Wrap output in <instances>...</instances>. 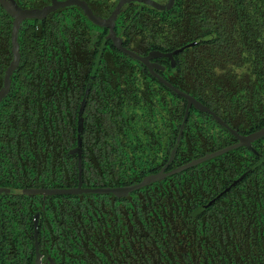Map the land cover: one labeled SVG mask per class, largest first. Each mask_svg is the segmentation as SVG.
Here are the masks:
<instances>
[{"label": "trees", "instance_id": "trees-1", "mask_svg": "<svg viewBox=\"0 0 264 264\" xmlns=\"http://www.w3.org/2000/svg\"><path fill=\"white\" fill-rule=\"evenodd\" d=\"M176 10L178 12L169 14L135 15L133 22H128L119 32L120 36L126 30L132 38V41H124V47L144 55L152 49L173 50L192 42L185 39H197L196 48L188 51L195 52L193 60L199 59L200 64L193 70L181 69L182 78L196 84L200 91L195 90L196 99L211 102L215 111L228 122L232 119H228L224 111L247 109L245 104L250 100L258 105L251 102L253 107H248L246 124L264 116V0H180ZM3 14L0 11V55H4L0 63L5 62L8 66L12 57L10 27ZM79 19L63 13L53 17L48 25L38 26L34 32L33 28H23L19 39L21 64L0 108V188L19 189L21 185L18 186L17 179L23 177L25 164L30 168V159L36 163L40 177L47 176L43 173L53 176V181L46 180L53 187L75 181L76 163L68 150L76 143L77 112L94 66L99 46L95 47V44H100L102 38L99 43L89 41L88 28ZM178 21L179 31L176 29ZM209 66L215 68L211 80L202 71ZM223 68L243 70L244 79L239 76L235 80L232 74L217 76L216 70ZM1 78L2 65L0 87ZM176 81L173 79L171 83L181 87ZM207 83L214 87H207ZM197 84L203 87L197 88ZM190 91L184 90L186 93ZM184 104V100L152 78L142 64L117 51L108 42L83 112V176L86 186L96 188L111 178L117 180L116 185L130 184L158 172L168 162L175 145ZM189 115L192 118L185 129L188 137L183 138L180 153L172 166L201 156L186 153V149L194 145L202 147L204 142L216 145L224 139L223 132L211 125L208 118H193L196 112L192 110ZM216 161L220 163L212 167L204 165L201 171H188L170 180L185 175L200 180L198 198L203 200L217 196L234 175L249 172L220 200L228 205V211L236 209L239 218L217 226L240 229L246 237V244H253L251 248L258 252L254 264H264V166L247 151L230 152L213 163ZM114 172L119 175L110 177ZM84 198L82 209L88 219H94L100 209H119L112 208L113 204L108 199L106 203L99 195ZM37 200L17 195L0 196L3 223L0 264H29L31 226L26 234L21 232L20 225H25L31 217L29 210L35 207V202L54 213L61 204L65 210L72 209L79 197H59L44 203ZM222 210H215L216 215L221 216ZM201 211L199 208L197 218L204 221L207 211ZM167 218L170 220L169 215ZM173 219L167 221L173 223ZM94 231L92 226L85 230V245L71 232L65 233L68 237L64 236V242L68 244L63 247L70 263L97 264L100 261L93 244ZM214 245H217L216 239Z\"/></svg>", "mask_w": 264, "mask_h": 264}, {"label": "flooded vegetation", "instance_id": "flooded-vegetation-1", "mask_svg": "<svg viewBox=\"0 0 264 264\" xmlns=\"http://www.w3.org/2000/svg\"><path fill=\"white\" fill-rule=\"evenodd\" d=\"M14 1L22 10L39 11L51 5L53 0H14ZM55 1H67V0H55ZM78 1L86 3L87 6L92 11L93 15L103 20H107L110 17L112 11L116 8L119 2V0H78ZM179 2L180 0H173L171 6L166 10H159L153 7L152 3L161 7H165L168 5V0H139V1L133 0L127 2L119 10L113 27L116 36L122 40V46L124 47L123 45L124 41L126 40L132 41V38L129 36V34H127L126 30L122 31L120 36H119V32L121 28L127 26L128 22L131 23L133 22L135 15L142 16L145 14H166V13L169 14L172 12L175 13L178 12V10H176V7L179 4ZM0 11H2L5 14V18L8 20L6 24H9L11 30L13 19L1 5H0ZM63 13L66 15L69 14L80 18L79 20H81V23L85 24L84 26L86 27V29L88 28L87 30L88 34L90 33L89 41L93 43L96 42L99 43L100 40L99 38H101L102 36L100 40V44L97 45L95 44V47L99 45L97 47V54H98L101 43L108 34V30L106 28H102L94 25L92 22L88 20V18L85 16L83 11L76 6H69L66 8L57 9L56 11L47 15L42 20H35V19L24 20L20 25L18 42L20 36L22 35L23 28H28V27L33 28V32H34L38 26L48 25L53 17H56ZM178 25H179V21L176 25L177 27L175 26L177 31H179ZM1 37L2 36L0 34V41H1ZM185 41H192V42H188L173 50L163 51L159 49H152L149 50L147 53H144V55H140V56H146L152 51H158L163 54H169L188 45L189 47H186L183 51L173 55L174 66L171 65V61L168 58H158L152 60L153 63L161 67V70H156V73L159 76H161L165 81H167L170 85H172L173 88L181 91L184 94L189 95L197 102L202 104L204 107L208 108L213 113H215V115L219 117L227 125L229 129L224 128L221 124L216 122L215 119L210 114L199 112L195 110L193 107H191L189 109V113L187 115V119L184 124L183 132L180 138V142L176 149L174 160L177 156V153L180 150V145L183 138L188 137V135L185 133L186 132L185 129H186V125L188 124V120L192 118V116L189 115L191 110L196 112V116H194L193 118L196 117H198L199 119L208 118L210 120L211 125L212 124L215 125L216 127L219 128L220 131L223 132L222 135L224 139L223 140L221 139L219 143H216V145H213L215 144L213 142H208V144L207 142H204L202 147L194 145L193 148L186 149L185 150L186 153L201 154V156L191 159L188 162L179 164L177 166H172L174 162L173 160L165 168L164 170L165 173H168L181 166H184L185 164H188L193 160L200 159L207 154H211L220 151L224 148L234 146L238 144L237 136L247 137L250 134L257 132L262 127H264V116L262 117L258 116L257 119H255L256 122H252L249 125L246 124L245 117L246 114L248 113V107H250V109L253 107L251 102H253V104L258 105V103L254 100H250L248 101V103L245 104V107L248 106L247 109L243 108L235 112L230 110L228 111L223 110L224 115L228 119H232L229 120L230 122H228L226 118H224L221 114L215 111V109L212 106L213 104L210 101L209 102L212 105L208 102L206 103L196 99L194 93H196L195 90L196 91L199 90L196 89V84H193L191 83V81L182 78L181 69H185V67H188V70L189 69L193 70L195 69V67H198L197 64H200L199 59L193 60V54H195V52L188 51L193 47L196 48L198 44V40L194 38H189L187 40L185 39ZM9 42H10V35H9ZM108 42L112 44L110 40L106 41V44ZM105 47L103 48L102 55L105 50ZM19 48L21 54V59L19 63L20 66L22 60L20 43H19ZM196 53L199 55L201 52H196ZM187 56H192V57L187 58ZM2 57H4V55H0V59ZM0 65H2L1 80L3 83L4 72L7 66L5 62L4 63L1 62ZM18 68L13 72L11 76V84H12V78L15 75V73L18 71ZM145 69L150 75L148 69L146 67ZM202 71L206 74V76L207 75L209 76V78L207 77V79L211 80L212 78L210 76L213 74V71H215V68L209 66ZM225 74L229 76L232 74L234 79L237 80L239 76H240L239 78L244 79L243 75L245 74V72L241 69L229 70L223 68L221 70L219 69L216 70V75L219 77H224ZM151 77L154 78L153 76ZM154 79L157 80L156 78ZM173 79L177 80L176 82L179 85H181L183 90L181 87L174 86L171 83V80ZM157 82L161 84V86L165 87L158 80ZM2 83H1V87H2ZM206 86L209 88L214 87L212 83H207ZM202 87H203L202 84L200 85L197 84V88H202ZM10 90H11V85H10ZM10 90L6 97H8ZM184 90L185 91L191 90L190 92L193 94L189 92L186 93L184 92ZM169 91L175 94L173 91L171 90ZM82 95L84 96V94ZM175 95L181 98L182 100H184L185 102L184 105L186 109L187 101L182 96L177 94ZM6 97L1 100L0 108L3 107ZM82 98L83 97H81V99ZM262 112L263 111H261V113ZM181 124L179 126H181ZM196 125L200 127V124L198 122H196ZM178 134L179 132L175 135L176 142L174 147L177 144ZM196 137L202 138L203 135H197ZM82 142H83V132H82ZM75 146L71 147L68 151L73 149ZM234 151L250 152L257 158V161L260 162V165L264 166V137H262L254 141L250 147L239 146L218 157L194 165L176 174H173L171 176L153 182L141 189L128 193L124 197H116L111 194H93V195L101 196L102 200L105 201L106 203L108 199L110 204L111 203L113 204L112 208L114 207L119 208L118 210H104V209L97 210L94 219L86 218L85 211H83L84 209H82L84 207V202H85L84 197L86 196L85 194L47 195V196H44L43 193L31 194V195L23 194L24 190L70 189L77 187L78 185L77 155H71L75 159V163H76L75 181L70 180V182L66 181L64 183H59V184L55 183L57 185L56 187L49 185L48 184L49 181H46L49 179L53 181V176L52 175L48 176V174L43 173L44 175L47 176L40 177V173L36 163L30 159V168L29 166H27V164H25V168L23 167L24 169L23 177L17 179L18 186L21 185L20 188L17 189L20 191L19 194H16L17 196L32 197L33 200L39 199L43 203L46 202L47 200L52 201L54 200V198L77 196L79 197V202L76 203V205L72 204L73 208L70 210L63 209L61 204V206H59L54 213L48 208L47 210H45L46 208L45 205H38L36 202L34 203L35 207H33L32 210H29V212L31 213V217L27 219L25 225L23 223L20 225L22 233H24V231L25 233L28 232V228L29 226H31L32 253L29 256V260H28L29 264H34V259L36 255L35 239H34L36 217L38 221L37 243H38V251L39 254L41 255V264H48L49 260H51L54 264H74V263H70L69 261L70 259L68 258V255L63 247L65 244H68L64 242L65 237H68L65 233L71 232L73 235L77 237L78 241L82 245H85L84 242L86 236L84 232L88 226H92L95 229L93 234V239H94L93 244L96 250L98 251L100 257V261L97 264H254L256 258H258L257 257L258 252H254L255 249L251 248L253 247V244L252 245L246 244L245 241L246 237H244V233L238 228L217 226L221 222L225 221V223L226 222L230 223L232 219L237 217L239 218L238 215L240 213H238L236 209L233 212L228 211V205L222 203L220 200L223 198L224 195H226L228 192L236 188L246 178L249 172H243L242 174L236 176L234 175L233 176L234 178H231L230 180H228V182H226L225 188L222 191H220L217 196H213L203 200H200V198H198L199 193L197 190V185L200 180H197L196 178H191L190 175L188 177L187 175H185V177H180L178 179L170 180L171 177L183 173L187 174L188 171H196V170L201 171L205 168L206 165H208L209 167H212V165H218L220 163L219 161H216L214 163L213 161ZM81 155H82L81 181H82L83 189L85 188L113 189V188L127 187L133 184L140 183L146 177L145 176L140 181L135 183H130V184L127 183V184H119V185H116V181H117L116 179L113 180V178H111L110 180H105L104 184L96 188L87 187L83 176V170H84L83 145L81 147ZM166 164H164V166H162L158 170V172L162 168H164ZM115 175H119V173H115V172L111 173L110 177L112 176L116 177ZM120 175L125 176L122 175V173ZM43 180H45L46 182ZM120 182L121 181L119 180V183ZM39 200H37V202ZM220 204L222 205V207L219 206ZM199 208H202L201 213H204L203 211L205 210L207 211L204 221L198 220L197 218L198 214L200 215V213H198ZM221 208L223 209L220 212L221 216L216 215V211L220 210ZM230 214L232 215L230 216ZM167 215L170 216V220L167 218L168 221H171V219L174 217L173 223L175 226L172 225L173 223H169L165 219ZM2 225L3 223L0 217V237L2 235V229H3ZM210 237H211V241H210ZM215 239L217 241V245H214ZM62 247L64 249V253H62L63 252ZM100 254L102 257L100 256Z\"/></svg>", "mask_w": 264, "mask_h": 264}, {"label": "water", "instance_id": "water-1", "mask_svg": "<svg viewBox=\"0 0 264 264\" xmlns=\"http://www.w3.org/2000/svg\"><path fill=\"white\" fill-rule=\"evenodd\" d=\"M129 1H133V0H119L116 8L112 11L110 17L107 20H103V19H100L99 17L94 16L92 11L90 10V8L87 6L86 3L78 1V0H67V1H55V0H53L51 5L43 8L42 10H39V11L22 10L16 4V2L14 0H0V5L5 9V11L13 19V22L11 25V30H10V49H11V56L12 57H11V61H10L9 65L7 66V68L5 69V72H4L3 83H2V87L0 89V102L2 99H4L7 96L8 92L10 90L11 76H12L13 72L18 68L19 63H20L21 54H20V48H19V42H18V34H19V30H20V25L24 20H30V19L42 20L47 15L56 11L57 9L66 8L69 6H76V7H79L83 11V13L85 14V16L88 18V20L90 22H92L96 26L106 28L108 30V34L103 39L101 46L99 48V52H98V54L94 60V66L92 68L84 96H83L82 100L80 101V105L78 108L77 122H76V133H77V135H76V146L68 152L69 155H77V158H78V163H77V166H78V185H77V187L70 188V189L24 190L23 194L31 195V194L43 193L44 196H47V195L111 194V195L116 196V197H124L128 193H131L133 191L141 189V188H143V187H145V186H147L153 182H156L158 180H161L163 178H166L168 176L176 174V173L183 171L189 167H192L194 165H197V164L203 163L205 161H208L210 159H213L215 157H218V156H220V155H222V154H224V153H226L232 149H235L239 146L250 147L254 141L264 137V127H262L260 130H258L255 133L250 134L247 137L237 136L238 144H236L234 146L224 148L220 151H217V152H214L211 154H207L200 159L193 160L190 163L185 164L184 166H181L179 168H176V169H174L168 173L164 172L165 168L174 160L176 149H177V146L180 142V138H181V135L183 132L184 124H185V121L187 119L189 109L191 107H193L195 110H197L199 112L210 114L215 119V121L218 122L219 124H221L224 128H226V129H229V128L219 117H217L215 115V113H213L208 108L204 107L202 104L197 102L195 99H193L189 95L184 94L181 91L173 88L172 85H170L167 81H165L161 76H159L156 73V70H161V67L158 66L157 64L153 63L152 60H155L158 58H168L171 61V65L174 66L173 55L183 51L186 47H189L188 45L181 48V49H178L172 53H169V54H163V53L158 52V51H152L146 56H140V55L136 54L135 52L128 50L127 48H124L122 46V40L116 36L113 27H114L116 16H117L119 10L121 9V7H123ZM135 1H139V0H135ZM172 2H173V0H168V5L165 7H161V6H158V5L153 4V3H152V6L159 9V10H166L171 6ZM108 40H110L112 42V44L116 50H118L122 54L129 56L131 59H133L136 62L145 66L148 69L151 76L156 78L160 83H162L169 90L173 91L175 94L182 96L187 101V105H186L183 121H182V124L180 126L179 134L177 137V144L173 148V150L170 154L168 163L158 173L146 176L140 183L133 184V185L127 186V187H120V188H113V189H109V188H105V189L85 188V189H83L82 188V181H81V171H82L81 147H82V132L84 130L83 112H84L85 103H86V100H87V97L89 94V90H90L92 81L94 79L95 73H96L97 68L99 66V63H100L103 48L105 47L106 41H108ZM19 193H20V191H18L16 189L0 188V195H16ZM37 225H38V221H37V217H36L35 229H34L36 255H35V259H34V264H41V255L39 254L38 243H37ZM48 264H54V263L51 260H49Z\"/></svg>", "mask_w": 264, "mask_h": 264}]
</instances>
